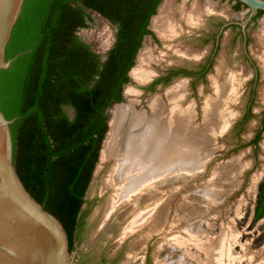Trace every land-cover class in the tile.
I'll return each instance as SVG.
<instances>
[{
	"label": "rangeland",
	"instance_id": "1",
	"mask_svg": "<svg viewBox=\"0 0 264 264\" xmlns=\"http://www.w3.org/2000/svg\"><path fill=\"white\" fill-rule=\"evenodd\" d=\"M201 1L205 4L219 3L218 12L226 22H241L249 13V10L244 7L235 10L230 0ZM173 3L175 10L178 11V5L181 2L173 0ZM90 15L92 22H88V27L81 29L78 36L94 52L105 58L116 41L117 29L103 16L96 13H90ZM205 28L208 34L216 31L210 21ZM263 28L264 15L260 16L248 30L251 39L248 50L260 76L256 87V102L253 106L255 118L253 117L244 125L239 135L234 133L233 129L247 110L254 84L255 69L245 57L242 38L239 37L235 43H230L234 35L233 29L224 33L214 67L205 81L179 77L167 87H162V90H158V86L155 90L145 91L144 94L134 88L135 84L131 79L124 89V101L119 105L129 103L131 97L128 92L133 89L142 93L137 98L141 101L138 109L149 111L148 104L152 99L149 97L156 95L154 99L162 97L165 103H168L167 91L176 84L185 82L187 94L184 95L183 107L188 109L193 106L198 114L197 123L201 124L205 100L215 93L211 77L216 75L218 66L222 65L229 72H239L243 76L242 86L237 91V102H231L228 105V109L234 114L229 124L231 127L215 135L214 142L206 146L208 152L201 154L202 165H198V169L178 174L177 178L172 179L174 180L172 183L160 185L162 183L160 182L148 190L145 188L146 193L142 197L145 201L139 200V204L134 198L127 199L130 206L127 205L128 207L126 206L125 210L113 220L101 238L92 243L91 239H97L101 235L99 232L106 223L103 211L111 197L109 191L103 192V186L113 168V163H104L99 160L87 193L88 203L83 208L88 211V215L79 243V252L86 256L87 261L93 264H112L111 261L114 264H145L146 257L150 255L151 264H264V150H262L264 137L261 141V151L257 155L250 142L259 127V115L264 108V48L258 43L257 38ZM200 34V31L193 30V34L190 31L187 38L183 40L187 46L181 45L179 48L181 51L190 49L194 53L197 52L195 53L198 54L197 58H184L173 52L170 53L172 57L170 61L166 62L163 59L158 65L162 66L171 62L172 66L196 68L205 62L212 53L213 42L207 41L203 44L197 39ZM156 47L162 48L159 40L147 37L140 55L146 49H151L155 57L161 56L159 53H163V50L158 52ZM194 47L204 51V57L201 58V52ZM153 49H156L157 53ZM117 105L108 111L109 122L112 118L111 112ZM67 112L73 117V110L70 109ZM257 156L258 159H256ZM233 161H237L235 163L239 166L233 172L227 173L228 165ZM214 193H217L214 199L207 197V194L209 196ZM148 205L152 206L148 207ZM155 205L160 207H157L156 214L158 212L161 214L155 222L159 227L155 230L158 231L152 232V229L145 225L146 228L138 229L146 230L145 233L137 230L134 236L125 240L126 242L122 240L123 229L139 216L145 207L146 210H151ZM155 223L154 226H156ZM143 235L148 236L147 245L144 248L138 247ZM177 236H179L177 240L179 243H172ZM180 237L189 238V241L182 242ZM78 255L77 251L76 258ZM103 258L106 259L105 263H102Z\"/></svg>",
	"mask_w": 264,
	"mask_h": 264
},
{
	"label": "trees",
	"instance_id": "2",
	"mask_svg": "<svg viewBox=\"0 0 264 264\" xmlns=\"http://www.w3.org/2000/svg\"><path fill=\"white\" fill-rule=\"evenodd\" d=\"M162 1L26 0L14 28L6 60L18 59L0 75V110L16 120L14 166L69 240L88 203L108 110L124 101L129 73ZM88 11L117 29L104 60L78 36L92 22Z\"/></svg>",
	"mask_w": 264,
	"mask_h": 264
},
{
	"label": "bare ground",
	"instance_id": "3",
	"mask_svg": "<svg viewBox=\"0 0 264 264\" xmlns=\"http://www.w3.org/2000/svg\"><path fill=\"white\" fill-rule=\"evenodd\" d=\"M188 1L183 0L177 11L173 0H165L159 10V15L154 18L152 28L164 43L169 57L173 52L184 58L198 57V54H195L197 52L194 53L190 49L179 50L186 34L183 32L184 27L185 25L189 28L200 27L204 23L205 12L211 13L214 10L211 2L205 5L194 2L191 9H188ZM257 38L259 43L264 45V28ZM153 50L157 53L156 49ZM159 54L161 56L155 57L151 49H146L140 55L138 65L132 73L135 81L140 83L148 81L154 73L155 65L159 66L158 63L164 59V53ZM242 81L243 76L239 72H229L224 66H218L216 75L211 77L215 93L205 100L201 124L197 123L198 114L193 106L188 109L183 107L184 95L187 94L185 82L178 83L167 91L168 103H165L162 97L150 99L149 111L138 109L141 101L137 98L142 95L139 89L137 90L140 92L133 89L128 92L131 97L129 103L117 105L111 112L110 130L101 158L104 163H113V168L103 186V192L109 191L111 197L103 211L106 223L99 232L101 235L98 233L97 239H91L92 243L100 239L113 220L125 210L129 204V198H134L139 204L140 201H145V199L142 200L146 193L145 188L148 190L160 182H162L160 185L172 183L174 181L172 179L177 178L178 174L198 169V165H202L201 154L208 152L206 146L214 142L215 135L229 128L233 120L234 114L228 109V105L231 102H237V91L241 88ZM235 162L237 161L228 165L227 173L238 168L239 164ZM212 194L209 196L207 194V197L214 199L217 193ZM151 206L148 205V207ZM146 207L123 229L122 240L130 239L135 235V231L140 227L143 229L145 225L149 226L152 232L158 231L155 230L156 227L159 228L155 222L159 218L158 215H161L159 212L156 214L160 207L155 205L151 210H146ZM138 231L146 232V230ZM189 238L180 237V241L186 243ZM147 239L148 236L143 235L138 247L144 248L147 245ZM178 239L179 236L172 243H179Z\"/></svg>",
	"mask_w": 264,
	"mask_h": 264
},
{
	"label": "water",
	"instance_id": "4",
	"mask_svg": "<svg viewBox=\"0 0 264 264\" xmlns=\"http://www.w3.org/2000/svg\"><path fill=\"white\" fill-rule=\"evenodd\" d=\"M25 1L0 0V75L2 71L10 69L18 59L16 57L7 61L6 53L14 28L23 12ZM164 1L159 5L156 15H158ZM236 1L249 9V14L244 21L232 23L240 26L246 36L247 27L260 11L264 12V0ZM88 12L99 14L93 11ZM155 16L150 22V30L154 34L156 33L152 24ZM229 25H225L224 28ZM156 36L159 39L157 34ZM245 38L247 39V36ZM161 46L162 48L156 47L158 52L164 50V61H170L164 43L161 42ZM141 51L142 49L137 55L135 66L130 71L129 77L135 84L134 88L145 94V89L154 83L160 76V72L159 66L155 65L154 73L147 82L135 81L132 72L138 65ZM171 66L172 63L168 62L163 67L169 68ZM158 90H162V87H159ZM15 121L7 120L0 110V264H75L77 252L71 254L69 237L63 224L54 215L44 210L43 206L30 195L15 169L13 161L14 144L11 132V125ZM109 130L110 124L108 122V132L102 144L99 160H102V151Z\"/></svg>",
	"mask_w": 264,
	"mask_h": 264
},
{
	"label": "flooded vegetation",
	"instance_id": "5",
	"mask_svg": "<svg viewBox=\"0 0 264 264\" xmlns=\"http://www.w3.org/2000/svg\"><path fill=\"white\" fill-rule=\"evenodd\" d=\"M195 1L200 3V4L205 5V3L202 2L201 0H189L188 4H187V8L190 9L192 4ZM230 1L233 2V7H234L235 10H239L241 7L247 8L242 3L237 2L236 0H230ZM178 2H182V0H178ZM213 5H214L213 12H211V13L205 12L204 23L202 24L201 27H199V28H189L188 26L185 25L184 30H183L184 33L186 32V34L184 35V39L187 38L188 33L190 31H191V34H193V30H195V31H200L201 34L198 35L197 39L200 42H202L203 44L205 42H207V41L208 42L212 41L213 42V50H212V53L210 54V57L205 62L199 64L196 68L193 67V66L192 67L171 66L169 68H166V67L164 68L163 67L164 65L159 66L158 69H159V72H160V76L154 81V83L149 88L145 89V91L155 90L156 87H158V86L159 87H163V88L167 87L172 81H174L176 78H179V77H189V78H192L193 80L205 81L206 78H207L208 73L214 67L217 53L219 52V49L221 48L220 47L221 46L220 45V41H221L224 33L227 30H229V29H233L234 30V35L231 37V42L230 43H235L236 39L239 38V37L242 38V46H243V52L245 54V57L247 58V60L250 62V64L255 69L254 84H253V87H252L251 97H250V100H249V104L247 106V110H246L245 114L243 115V117L241 118V120L235 125V127L233 129V132L239 135L242 132V129H243L244 125L249 120H251L253 117L255 118V115L253 113V106H254V104L256 102V87H257V83L259 81L260 74H259V70L257 69V67L254 65V62H253L252 57L250 56V53H249V50H248V45H249L250 40H251L250 36L248 34V30H249L250 26L253 23H255L260 16L264 15V12L260 11L258 13V15L253 19V22L250 23V25L247 27V30H246L247 39H246L245 38L246 36L244 35L242 28L240 26L236 25V24H232V23H236L238 21H228V22H226L225 20H223L221 18L222 16L218 12L219 11V9H218L219 3L213 4ZM209 21L216 28V31L213 34H208L205 31L206 30L205 27L207 26ZM227 24H230V25L228 27L224 28V26L227 25ZM148 29L151 32V35L146 36L144 38V41H145V39L147 37H153V38H155L158 41L159 39L157 38L156 34H154L150 30V25H149ZM222 29H223V32L220 35V32H221ZM202 31H204V32H202ZM261 34H262V32L259 35H261ZM219 35H220V37L218 39ZM144 41H143V43H144ZM143 43H142V47H143ZM258 43H259V41H258ZM182 44L184 46H187L185 44V42L182 43ZM245 44H246V48H245ZM259 44L261 45L262 48H264V45H262L261 43H259ZM159 45L161 46L160 40H159ZM159 48H161V47H159ZM195 49H198V48H195ZM198 51L201 52V54H202L201 58L204 57L205 52L200 50V49H198ZM162 67H163V69H162ZM192 84L194 85V83H192ZM123 94H124V92H123ZM123 97H124V95H123ZM259 117H260L259 127L255 131L254 136L252 137V140L250 141L251 142V146L253 147L254 152H255L256 155H257V153H259L261 151V141L263 140V137H264V108L261 110ZM256 159H258V156L256 157ZM86 213H87V210H83L82 209V211L80 213V216H79V219H78V222L76 224L75 230H71L70 231L71 232V238H70L71 240H69L70 241V252H71V254H74L77 251L79 253V255L76 258L77 260L75 259V264H93L90 261H87L86 256L83 255L82 252H79V250H80L79 249L80 248L79 247V243H80L81 237H82V235L84 233V228H85L86 221H87ZM122 246H124V245H122ZM105 261H106V259L103 258L102 259V263H105ZM111 263L114 264L113 261H111ZM145 264H151L150 255H148L146 257Z\"/></svg>",
	"mask_w": 264,
	"mask_h": 264
}]
</instances>
